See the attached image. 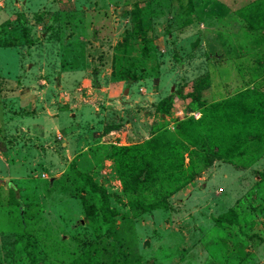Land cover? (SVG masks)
Masks as SVG:
<instances>
[{
	"label": "rangeland",
	"instance_id": "obj_1",
	"mask_svg": "<svg viewBox=\"0 0 264 264\" xmlns=\"http://www.w3.org/2000/svg\"><path fill=\"white\" fill-rule=\"evenodd\" d=\"M255 1L0 0V264H264ZM155 138L191 178L150 151L149 180L120 173Z\"/></svg>",
	"mask_w": 264,
	"mask_h": 264
},
{
	"label": "trees",
	"instance_id": "obj_2",
	"mask_svg": "<svg viewBox=\"0 0 264 264\" xmlns=\"http://www.w3.org/2000/svg\"><path fill=\"white\" fill-rule=\"evenodd\" d=\"M264 0H257L253 4L254 5H259L263 3ZM259 19H256V22L252 18V23H255V26L257 29L260 28L258 25ZM169 103L171 104V97H169ZM226 102H219L214 105H211V107L214 109L216 112L217 110H223L229 109L231 105L225 104ZM169 105V104H168ZM195 122V120L189 119V120H184L180 123V126L178 130L180 133L184 136L185 135V129L188 125H191V123ZM185 147L181 144H176L173 142L169 141H163V140H158L157 138L151 139L148 141H145L141 144L138 145H133V146H117L113 149L111 153V157H113L116 161V166L118 170H120V173H122V168H127L128 175L131 178V181L133 184H137L138 182H143L146 180H149L152 176V174L155 172V169L157 166H153V163L144 161L145 154H148L147 152L150 151V156L154 158H160V156H168L163 159V161L169 165L172 166L173 169H175L176 172L180 173L183 175L182 178H191L193 175H185V170H189L191 166H187L186 168L183 167V155L182 151ZM171 154L174 155L177 161H173ZM220 153L218 151H215L214 154L211 156L206 157L205 159V164L208 165L211 163V160L213 158H218L220 157ZM192 168V167H191ZM193 169V168H192ZM192 169H190V173L192 172ZM86 178V176L84 175ZM88 178V177H87ZM92 184H95L93 181H90ZM101 191V194H105L104 189L99 188ZM130 205L134 208L140 207L144 210H151L153 208H156L160 205V203H149V204H143L138 201H133L130 203ZM236 217V214L233 209H230L223 214L219 215L217 218V221H230L232 222ZM116 243V241H115ZM114 252L116 253L118 251V248L116 245H114Z\"/></svg>",
	"mask_w": 264,
	"mask_h": 264
}]
</instances>
